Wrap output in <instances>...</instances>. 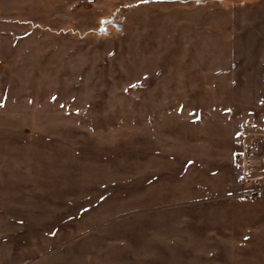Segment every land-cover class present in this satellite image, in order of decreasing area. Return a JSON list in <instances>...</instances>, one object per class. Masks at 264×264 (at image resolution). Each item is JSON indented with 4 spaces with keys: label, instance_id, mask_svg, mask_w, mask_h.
<instances>
[{
    "label": "rangeland",
    "instance_id": "rangeland-1",
    "mask_svg": "<svg viewBox=\"0 0 264 264\" xmlns=\"http://www.w3.org/2000/svg\"><path fill=\"white\" fill-rule=\"evenodd\" d=\"M263 74L264 0H0V264H264Z\"/></svg>",
    "mask_w": 264,
    "mask_h": 264
},
{
    "label": "built area",
    "instance_id": "built-area-1",
    "mask_svg": "<svg viewBox=\"0 0 264 264\" xmlns=\"http://www.w3.org/2000/svg\"><path fill=\"white\" fill-rule=\"evenodd\" d=\"M235 139L238 175L233 195L243 200L264 201V98L259 113L239 116Z\"/></svg>",
    "mask_w": 264,
    "mask_h": 264
}]
</instances>
